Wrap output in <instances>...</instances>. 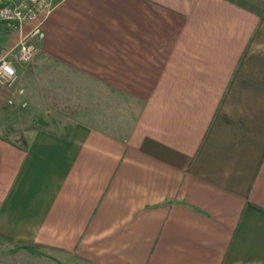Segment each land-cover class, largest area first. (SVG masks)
Returning <instances> with one entry per match:
<instances>
[{
    "label": "crops",
    "instance_id": "1",
    "mask_svg": "<svg viewBox=\"0 0 264 264\" xmlns=\"http://www.w3.org/2000/svg\"><path fill=\"white\" fill-rule=\"evenodd\" d=\"M53 5L0 20L5 49L43 32L0 83V241L36 264H264V0Z\"/></svg>",
    "mask_w": 264,
    "mask_h": 264
},
{
    "label": "built area",
    "instance_id": "2",
    "mask_svg": "<svg viewBox=\"0 0 264 264\" xmlns=\"http://www.w3.org/2000/svg\"><path fill=\"white\" fill-rule=\"evenodd\" d=\"M54 9L53 0H0V20L18 25L36 19L41 13L49 16ZM43 37V32L36 28L34 33L23 38L19 44L5 49L0 41V83L11 86L17 79L15 62L24 63L31 59L37 46L33 35Z\"/></svg>",
    "mask_w": 264,
    "mask_h": 264
},
{
    "label": "rangeland",
    "instance_id": "3",
    "mask_svg": "<svg viewBox=\"0 0 264 264\" xmlns=\"http://www.w3.org/2000/svg\"><path fill=\"white\" fill-rule=\"evenodd\" d=\"M36 112H39V109L33 110L31 113V116L34 117V114ZM31 116H28L27 118L23 117V122L31 121ZM31 123L39 124V125H45L49 127H58L56 125H59V119L55 118L54 116H42V115H36ZM56 124V125H55ZM17 244L14 243H6L3 241H0V262L1 263H11V264H36L33 262L29 256H26L24 253H19L20 250L17 247ZM40 264H52L51 262L47 261L45 258L39 259Z\"/></svg>",
    "mask_w": 264,
    "mask_h": 264
}]
</instances>
